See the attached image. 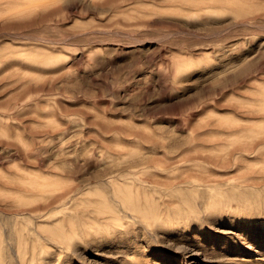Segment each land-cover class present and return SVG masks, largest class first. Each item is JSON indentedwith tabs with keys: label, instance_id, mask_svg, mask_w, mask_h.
Listing matches in <instances>:
<instances>
[{
	"label": "rangeland",
	"instance_id": "1",
	"mask_svg": "<svg viewBox=\"0 0 264 264\" xmlns=\"http://www.w3.org/2000/svg\"><path fill=\"white\" fill-rule=\"evenodd\" d=\"M260 141L264 0H0V264H264Z\"/></svg>",
	"mask_w": 264,
	"mask_h": 264
},
{
	"label": "bare ground",
	"instance_id": "2",
	"mask_svg": "<svg viewBox=\"0 0 264 264\" xmlns=\"http://www.w3.org/2000/svg\"><path fill=\"white\" fill-rule=\"evenodd\" d=\"M263 146H264V141H260L257 144L250 143V145L247 147L246 150L249 152H253L252 159H255L259 156L258 155V147H263ZM245 158L246 157L234 156V159H224L225 161H222V162L224 164H229V165H227V166L223 165V166H224V168L229 167L233 164H236L237 159H244L245 160ZM221 173L228 174L227 170H224V171H220V173H217V174L216 173H210L209 175H200V176L196 175L192 178H194V181H196L197 187H205V188L211 187V186H213V187L218 186L219 187L220 185H224V182H225V181H222L221 178L217 176L218 174H221ZM232 177H235V176H232ZM225 179L227 180V178H225ZM248 180H249V183L245 187H251V188L262 187L264 185V173H261L260 176H258V177L250 175ZM187 189L188 188L185 189V192L187 191ZM220 190H221V188H220ZM113 192H114V189H113ZM115 194L117 195V199L116 198L115 199L112 198V199L119 203L122 193H121V191L117 190L115 192ZM187 194H188V196L185 194L187 197V201H188V203H191L190 200L193 197V194L195 195V193H193V194L187 193ZM250 194H251V192H250ZM245 197H246L245 193L243 195H241L242 199H244ZM65 200L66 199H65L64 195L59 196L55 200L51 201L47 207H59L58 204H61ZM124 200L126 201L125 202L126 208L129 210V212H125V213L127 216H129L133 219L136 218V216L138 214L137 212H141L143 214H151L153 212L152 211L153 202L146 196L141 197L137 193H135V198H133L132 195H130L128 198H124ZM32 210L33 211H45V208H41L38 206L36 208H33ZM116 213H117L116 211H111L110 216L104 217V219L114 218L115 220H117V219H119V216H117ZM106 224H107V221H106ZM25 238L26 237L24 236V233L21 230L14 229V231L12 232V239L16 242L15 248H18V250L21 251L20 253H21L22 261L27 262L29 255H32V252L34 251V248H37V245L35 243H32V244H29V247H28L27 246L28 243L25 241ZM9 247L12 249L14 248L12 245H9Z\"/></svg>",
	"mask_w": 264,
	"mask_h": 264
}]
</instances>
